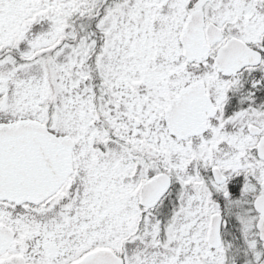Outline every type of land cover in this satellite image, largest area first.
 <instances>
[{
	"label": "snow or ice",
	"instance_id": "snow-or-ice-1",
	"mask_svg": "<svg viewBox=\"0 0 264 264\" xmlns=\"http://www.w3.org/2000/svg\"><path fill=\"white\" fill-rule=\"evenodd\" d=\"M0 264H264V0H0Z\"/></svg>",
	"mask_w": 264,
	"mask_h": 264
}]
</instances>
